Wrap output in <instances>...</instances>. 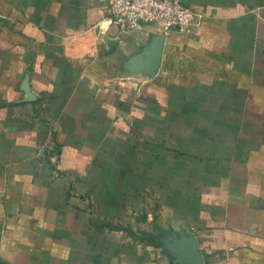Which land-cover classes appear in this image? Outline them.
Instances as JSON below:
<instances>
[{
    "label": "crops",
    "instance_id": "crops-1",
    "mask_svg": "<svg viewBox=\"0 0 264 264\" xmlns=\"http://www.w3.org/2000/svg\"><path fill=\"white\" fill-rule=\"evenodd\" d=\"M185 1L0 0V264H264V0Z\"/></svg>",
    "mask_w": 264,
    "mask_h": 264
},
{
    "label": "built area",
    "instance_id": "built-area-1",
    "mask_svg": "<svg viewBox=\"0 0 264 264\" xmlns=\"http://www.w3.org/2000/svg\"><path fill=\"white\" fill-rule=\"evenodd\" d=\"M111 22L123 31H136L151 26L169 36L187 33L202 17L185 0H110Z\"/></svg>",
    "mask_w": 264,
    "mask_h": 264
},
{
    "label": "rangeland",
    "instance_id": "rangeland-1",
    "mask_svg": "<svg viewBox=\"0 0 264 264\" xmlns=\"http://www.w3.org/2000/svg\"><path fill=\"white\" fill-rule=\"evenodd\" d=\"M153 207H154L153 218H155V217L157 216L159 222L162 221V222H163L162 224H165L166 226H169L170 223H169V221H167L166 215H165V217H163V215L161 214V212H160V207H159V205L157 204V202L154 201V206H153ZM161 216H162V217H161ZM167 216L170 217L171 214H170V215H167ZM154 232H155V229H153V233H154ZM186 237H187V236H186ZM186 248H189V249H190L189 252H192V251L194 250L193 244H188V245H186Z\"/></svg>",
    "mask_w": 264,
    "mask_h": 264
},
{
    "label": "water",
    "instance_id": "water-1",
    "mask_svg": "<svg viewBox=\"0 0 264 264\" xmlns=\"http://www.w3.org/2000/svg\"><path fill=\"white\" fill-rule=\"evenodd\" d=\"M163 37H166V36L163 35V34H159V39H160L159 41H160V43H161V40H162L161 38H163Z\"/></svg>",
    "mask_w": 264,
    "mask_h": 264
}]
</instances>
